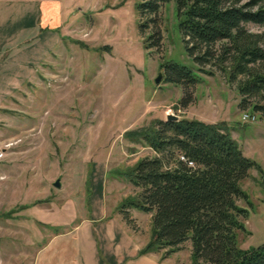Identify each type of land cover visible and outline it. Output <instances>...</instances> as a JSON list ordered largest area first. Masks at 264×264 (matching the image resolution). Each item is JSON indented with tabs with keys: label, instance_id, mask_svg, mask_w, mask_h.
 Segmentation results:
<instances>
[{
	"label": "rangeland",
	"instance_id": "1",
	"mask_svg": "<svg viewBox=\"0 0 264 264\" xmlns=\"http://www.w3.org/2000/svg\"><path fill=\"white\" fill-rule=\"evenodd\" d=\"M139 2L0 0V264H33L50 240L45 252L62 259L54 264H190L189 242L165 258L140 253L150 214L130 209V228L117 211L135 191L119 170L150 153L123 133L168 113L223 122L260 166L262 173L249 169L240 183L250 206L238 202L248 216L236 243H264V117L238 106L221 72L192 65L174 0L143 33ZM152 30L160 43L145 49ZM165 60L190 66L200 80L185 91L165 82ZM77 255L81 261H71Z\"/></svg>",
	"mask_w": 264,
	"mask_h": 264
},
{
	"label": "trees",
	"instance_id": "2",
	"mask_svg": "<svg viewBox=\"0 0 264 264\" xmlns=\"http://www.w3.org/2000/svg\"><path fill=\"white\" fill-rule=\"evenodd\" d=\"M169 1L140 0L141 33L155 28L161 6ZM174 12L184 53L196 70L221 72L234 84L238 106L264 117V0H174ZM247 23L260 29L250 31ZM147 40L145 49L160 43L155 30ZM159 69L165 82L184 91L200 80L182 63L165 60ZM188 95L181 98L182 106L190 101ZM123 138L150 150L119 170L135 189L117 207L124 223L133 228L130 209L150 214L140 253L162 251L165 258L189 242L190 264H264V243L247 249L236 243L248 216L238 202L250 206L240 183L249 169L262 173L261 168L243 155L223 122L155 118L125 131Z\"/></svg>",
	"mask_w": 264,
	"mask_h": 264
},
{
	"label": "crops",
	"instance_id": "3",
	"mask_svg": "<svg viewBox=\"0 0 264 264\" xmlns=\"http://www.w3.org/2000/svg\"><path fill=\"white\" fill-rule=\"evenodd\" d=\"M50 241H48L44 246H42L36 253L33 264H54L55 259H59L58 257H61V255L58 254L54 255L55 253L45 252L51 245ZM59 260L62 261L61 258ZM79 260L81 261V258H78L77 255L76 258L71 261L76 262Z\"/></svg>",
	"mask_w": 264,
	"mask_h": 264
},
{
	"label": "water",
	"instance_id": "4",
	"mask_svg": "<svg viewBox=\"0 0 264 264\" xmlns=\"http://www.w3.org/2000/svg\"><path fill=\"white\" fill-rule=\"evenodd\" d=\"M159 78H160V73H158V74L156 75V77L154 78V83H157V82L159 81ZM176 118H177V116L168 113V114L165 115V118H164V119H165V120H176ZM52 186H54V187H56V188L59 186L57 180H55V181L52 183Z\"/></svg>",
	"mask_w": 264,
	"mask_h": 264
},
{
	"label": "built area",
	"instance_id": "5",
	"mask_svg": "<svg viewBox=\"0 0 264 264\" xmlns=\"http://www.w3.org/2000/svg\"><path fill=\"white\" fill-rule=\"evenodd\" d=\"M248 116L247 115H243V120H245Z\"/></svg>",
	"mask_w": 264,
	"mask_h": 264
}]
</instances>
